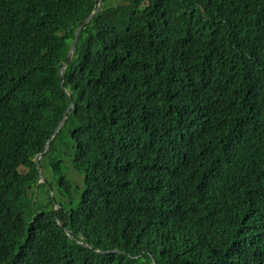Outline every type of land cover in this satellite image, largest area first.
I'll list each match as a JSON object with an SVG mask.
<instances>
[{
  "label": "trees",
  "instance_id": "1",
  "mask_svg": "<svg viewBox=\"0 0 264 264\" xmlns=\"http://www.w3.org/2000/svg\"><path fill=\"white\" fill-rule=\"evenodd\" d=\"M95 1L0 0V264H227L233 249L264 264V0L104 4L66 73L75 107L40 161L55 213L34 159L70 106L60 70ZM112 30L130 37L128 69L105 57L121 49L82 65ZM211 171L216 204L197 192ZM228 174L249 180L242 231Z\"/></svg>",
  "mask_w": 264,
  "mask_h": 264
},
{
  "label": "clouds",
  "instance_id": "2",
  "mask_svg": "<svg viewBox=\"0 0 264 264\" xmlns=\"http://www.w3.org/2000/svg\"><path fill=\"white\" fill-rule=\"evenodd\" d=\"M95 4H96L97 7H96V9L93 12L97 11V13L81 29V31L79 32L78 37H77V43H76L75 49H73L74 41H75V38H76V35H77V32H78L79 28L81 27L83 22L93 12L77 28V30L75 32V35H74V38L72 40L71 48H70V50H69V52L67 54V60H66L65 63H63V65L61 67V70H60L61 86H62V89L64 90V92L66 93V95L68 96V98H69V95L72 96L73 92L71 91V89H68V88L65 87L66 73H67V70L70 67L71 63L73 62V60L76 57L77 48H78V44H79V38H80V35H81L82 31L89 24H91V22L94 20L96 15H98L102 11V8H103L102 6L98 10V7H99L98 0L95 1ZM149 4H150V2H149ZM147 6H149V5H147ZM129 45H130V37L125 35V34H123V33H121V32H118L117 30H112V31H110L107 34L97 35L84 48V51H83L84 60H83V62L81 64L85 65V64H90V63H93V62H98L99 63L100 62V60H99V55L100 54H102L104 52H114V51H116L118 49H121L122 51H121L120 54H118V55H116V56H114L112 58L107 57V56H105V57H106V59H108L112 63V65L118 71L124 72V71H126L128 69L129 64H130V60H131ZM69 54H71L70 61H69ZM62 76H63V78H62ZM3 82H4V80H3ZM3 82L0 83V89H1V87L3 85ZM72 98H73V96H72ZM70 105H71V103H70ZM72 110H70V112L66 115L67 119H68V115L71 113ZM66 112H65V114H66ZM65 114H64V117H65ZM64 117H63V119H64ZM63 119L58 124L56 130L58 129L59 125L62 123ZM65 124H66V122H65ZM65 124L58 131V133H56V130H55V132L52 135L51 139L47 142V145L49 144V149H50L51 142L56 138V136L59 134V132L64 128ZM47 145H46V147H47ZM49 149L45 152V150H46V148H45V150L43 152H45V154H46L49 151ZM41 153H39V154H41ZM45 154H44V156H45ZM43 157H42V159H43ZM1 158H2V155H0V162H1ZM3 161L6 162V159L4 157H3ZM34 161H35V159H34ZM11 168L14 169V166L12 165V167H10L8 172L11 171ZM221 177H222L221 173H216L214 171H211L200 182V184L198 186V189H197L198 194L201 195L202 197H204L208 201H211V202H213L215 204L218 203V201L220 200V182H221ZM41 181L42 180L39 177L38 186L43 183ZM227 182H228V184L230 186L229 191H230V195H231V200L236 205L237 209L242 212V217L237 219L234 222V228H236L237 230L242 231L244 225L253 217L250 213H248L246 210H244L242 208V206H241V203L243 201H246V200H248L250 198H253L251 196L250 190H249V180L246 177H244V175H230V174H228ZM50 192L51 193L53 192V187H52V191L50 190ZM60 208H61V204H60ZM222 256H223V258H224V260L226 261L227 264H231V262L233 264H240L244 260V253L242 251L238 250V249L230 250V253L228 255L225 256L224 254H222ZM153 264H158V263H157V261L154 260Z\"/></svg>",
  "mask_w": 264,
  "mask_h": 264
},
{
  "label": "water",
  "instance_id": "3",
  "mask_svg": "<svg viewBox=\"0 0 264 264\" xmlns=\"http://www.w3.org/2000/svg\"><path fill=\"white\" fill-rule=\"evenodd\" d=\"M102 3H103V0H98V4H99V7H98V10L101 8L102 6ZM97 13V11L93 12L84 22L83 24L81 25V27L79 28L78 32H77V35H76V38H75V41H74V45H73V49H75V46H76V43H77V37H78V34L79 32L81 31V29L95 16V14ZM70 58H71V54H69V61H70ZM68 66V65H67ZM63 78V76H62ZM69 99H70V102H71V105L70 107L68 108L66 114H65V117L62 121V123L59 125L58 129L56 130V133H58V131L62 128V126L65 124V122L67 121V114L70 112V110H72L75 106V103H74V99L72 98V96L69 95ZM49 149V144L47 145L46 147V150L45 152ZM45 152H42L41 154L37 155L36 158H35V162L37 164V169H38V172H39V177L40 179L42 180L41 182L45 183L47 185V190L48 191H52V186L47 182V180L45 179L44 175H43V172H42V169H41V166H40V160L42 159V157L44 156ZM52 196H53V200L55 201V205H56V210H55V213L57 214L60 210V204L58 202H56L55 200V196H54V193L52 192ZM59 225L65 229L66 231V234L69 236V238L73 241H76L75 237L72 235L71 231L66 229L65 228V225L61 222H59ZM78 244L82 245V246H85V247H90L88 246L86 243H85V238L83 237L81 241H77ZM118 253H121V251H116Z\"/></svg>",
  "mask_w": 264,
  "mask_h": 264
},
{
  "label": "rangeland",
  "instance_id": "4",
  "mask_svg": "<svg viewBox=\"0 0 264 264\" xmlns=\"http://www.w3.org/2000/svg\"><path fill=\"white\" fill-rule=\"evenodd\" d=\"M67 166H68V170L66 172V177L71 181L73 185L76 186V188H80L82 186L83 177L79 173L74 171L73 167L70 164H67ZM42 172L47 182L52 186L53 185V182H52L53 175H52L51 169L48 167H44L42 169ZM54 195H55V192H54ZM51 196H52V193H51ZM32 199L34 200V203L36 205H40V206L48 205L46 204L47 194H42L41 192H39V193H36ZM52 199H53V196H52ZM55 200H56V196H55ZM56 202L58 201L56 200ZM54 205H55V201H54ZM55 210H56V205H55Z\"/></svg>",
  "mask_w": 264,
  "mask_h": 264
},
{
  "label": "flooded vegetation",
  "instance_id": "5",
  "mask_svg": "<svg viewBox=\"0 0 264 264\" xmlns=\"http://www.w3.org/2000/svg\"><path fill=\"white\" fill-rule=\"evenodd\" d=\"M126 2H127V0H103L102 7L104 6L105 3L107 4V6L113 5L115 7H118V3L124 5V4H126ZM147 5H149L148 0H141L137 6L138 7H144Z\"/></svg>",
  "mask_w": 264,
  "mask_h": 264
},
{
  "label": "bare ground",
  "instance_id": "6",
  "mask_svg": "<svg viewBox=\"0 0 264 264\" xmlns=\"http://www.w3.org/2000/svg\"><path fill=\"white\" fill-rule=\"evenodd\" d=\"M45 157V156H44Z\"/></svg>",
  "mask_w": 264,
  "mask_h": 264
}]
</instances>
